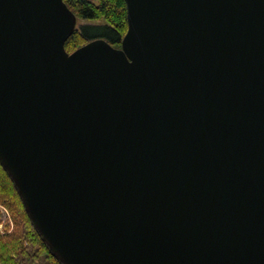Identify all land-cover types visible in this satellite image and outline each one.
Here are the masks:
<instances>
[{
	"label": "water",
	"instance_id": "1",
	"mask_svg": "<svg viewBox=\"0 0 264 264\" xmlns=\"http://www.w3.org/2000/svg\"><path fill=\"white\" fill-rule=\"evenodd\" d=\"M73 52L65 0H0V161L64 264H264V0H125Z\"/></svg>",
	"mask_w": 264,
	"mask_h": 264
},
{
	"label": "trees",
	"instance_id": "2",
	"mask_svg": "<svg viewBox=\"0 0 264 264\" xmlns=\"http://www.w3.org/2000/svg\"><path fill=\"white\" fill-rule=\"evenodd\" d=\"M78 19L86 21L78 26L66 42L69 52L75 51L89 41L103 38L119 47L128 30L125 0H65ZM20 192L0 161V204L9 208L15 228L7 235L0 233V264H22L29 256L27 240L44 257L46 264H64L50 249L33 225ZM38 248V247H36ZM38 255V254H37Z\"/></svg>",
	"mask_w": 264,
	"mask_h": 264
},
{
	"label": "rangeland",
	"instance_id": "3",
	"mask_svg": "<svg viewBox=\"0 0 264 264\" xmlns=\"http://www.w3.org/2000/svg\"><path fill=\"white\" fill-rule=\"evenodd\" d=\"M86 21L78 19L77 27L80 26L82 23H85ZM2 163V162H1ZM3 164V163H2ZM4 166V165H3ZM5 167V166H4ZM6 168V167H5ZM7 170V169H6ZM8 171V170H7ZM9 173V171H8ZM10 174V173H9ZM21 195V194H20ZM22 197V196H21ZM23 199V198H22ZM24 201V200H23ZM24 203V202H23ZM25 205V203H24ZM26 207V205H25ZM27 209V207H26ZM29 213V212H28ZM30 215V214H29ZM31 218V216H30ZM32 220V219H31ZM33 223V222H32ZM34 225V224H33ZM15 228V221L13 218L12 213L10 212L9 208L6 207L3 204H0V233L1 235H7L11 231H13ZM37 229V228H36ZM38 230V229H37ZM40 233V232H39ZM42 236V235H41ZM44 239V238H43ZM45 240V239H44ZM28 245V252L30 253L29 256H25L23 259L22 264H46L45 257L37 251L36 249H39V246H33L31 244V240H27L26 246ZM38 247V248H36ZM38 254V255H37Z\"/></svg>",
	"mask_w": 264,
	"mask_h": 264
}]
</instances>
